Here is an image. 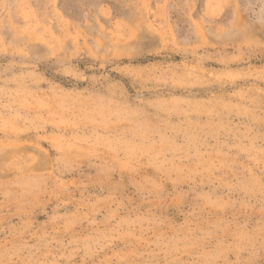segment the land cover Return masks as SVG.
<instances>
[{
    "label": "rangeland",
    "instance_id": "obj_1",
    "mask_svg": "<svg viewBox=\"0 0 264 264\" xmlns=\"http://www.w3.org/2000/svg\"><path fill=\"white\" fill-rule=\"evenodd\" d=\"M0 264H264V0H0Z\"/></svg>",
    "mask_w": 264,
    "mask_h": 264
}]
</instances>
